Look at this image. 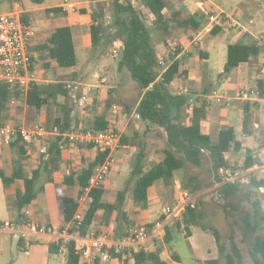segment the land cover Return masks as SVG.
<instances>
[{"label":"trees","instance_id":"1","mask_svg":"<svg viewBox=\"0 0 264 264\" xmlns=\"http://www.w3.org/2000/svg\"><path fill=\"white\" fill-rule=\"evenodd\" d=\"M14 0H10L12 2ZM34 4H43L45 0H31ZM97 4L92 9H76L79 14L90 15L89 35L90 46L96 48L105 45L109 40H115L122 44L119 51L118 69L128 71L131 79L143 90L141 98L137 101L136 112L142 121L148 122L161 128L165 134V148L159 153L158 161L146 167V151L132 137L121 135V146L135 145L138 147L134 159L132 160L129 176L123 187L116 191L113 202L104 199V187H94L87 193L82 205L79 207L82 220L81 225L76 229L79 234L86 235L92 231L98 232L94 224L107 223L113 213L120 216L125 229L120 239L127 234L132 227L126 217L125 207L128 200L135 206L141 208L146 206L147 192L155 182L161 181L168 187L173 181L176 171L184 169L187 165L199 167L202 159L206 155L209 159V172L213 175L216 187L212 189V201L219 208L225 217L226 223L230 227L226 246L221 239L220 231L217 227L207 222L206 204L200 198H195L194 206H187L180 218L165 225L162 239L151 238L150 247L147 250L139 248L127 258L124 264H169L161 258V253L166 245L173 240V235L177 233L188 237L193 228L208 231L214 237L215 243L220 253V259L208 260L207 264H264V236L259 233L251 239L247 254L248 262L245 261L243 253L235 241L234 227L241 230L240 242L245 244L250 240V236L264 230V210H262L258 198L260 188L264 190V176L250 174L247 176L245 188L242 183H222L218 173L219 168H239L247 169L251 167L257 158L252 149L246 148L243 162L240 166L230 164L225 158V154L230 150L237 151L241 148V142L237 139L236 131L232 126H222L217 130L215 139L200 131L198 115L199 110L193 108L194 114L189 125L181 122V109L187 101L183 95L174 94L170 91L169 85L176 81L181 75L179 73V61L173 55L166 58L167 67L162 70L158 63L152 33L145 24L146 16L143 11L152 16V24L156 31L162 36L170 35L174 29H181L186 33L200 30L205 21L200 14H182L181 11H174L166 16L163 10L167 7L166 0H92ZM106 1L109 5H106ZM95 4V5H96ZM104 10L109 13L108 18L112 20L114 33L110 38L106 36L104 23ZM46 13L54 15H66V11L61 6L47 7ZM23 22L29 23L28 17L21 15ZM229 27V26H227ZM231 28V27H229ZM220 28L215 26L210 35H215ZM247 41L245 38H247ZM45 51V57L54 61L56 65L63 69H72L77 64V57L72 38L71 27L67 24L56 26L48 35L44 44L39 47ZM262 53V46L254 40L248 33H244L243 39L227 44L226 60L223 71L220 74L228 75L243 63H252ZM33 61L31 57V62ZM262 84L257 79V89L259 95L262 94ZM110 98L105 99L104 114L96 116L84 127H79L72 122L70 113L74 108L73 102L69 100L68 87L61 82L49 84H32L27 92L22 94L17 88L7 85H0V126L4 125L8 119L11 99H23L27 106L35 112L41 108L52 104L59 107V115L50 119L47 128H56L60 134L76 130H108L117 131L109 121V106L111 103L117 104L121 110L128 114L132 111L133 105L119 100L109 93ZM62 98L64 102H58ZM203 106V105H202ZM200 106V109L202 108ZM253 116L249 104L243 106L240 133L249 136L253 132ZM45 146V152L40 153L38 165L31 170L29 175H25L21 166H18L20 158L25 157L26 144L13 139L8 148L15 152L17 158L11 175L6 176L0 171V179L4 186L10 185L14 180L23 181V189L16 191L14 202V216L18 225L23 226L26 222L22 209L30 204L42 189L41 183L51 181L52 173L60 169L63 160V151L71 145L67 137L61 135L49 136L40 140ZM74 144V143H73ZM80 150L94 149L95 155L83 164L79 172L73 173L71 170L62 178V185L76 186L78 188L75 197L65 194H58L57 202L60 209L62 223L72 220L78 208V199L88 186V180L94 169L99 166L105 156L106 151L95 148L91 144L75 143ZM245 202L249 205L244 209L241 205ZM173 202L169 203L172 205ZM163 215L159 217L162 219ZM3 223V222H2ZM1 225V223H0ZM149 232L153 227V222L147 223ZM20 247L18 240L16 250ZM63 250L65 253L64 264H85L83 257L76 253L72 242L65 244H48L49 254H58ZM112 257L116 258L112 253ZM98 259L94 260L98 264Z\"/></svg>","mask_w":264,"mask_h":264},{"label":"crops","instance_id":"2","mask_svg":"<svg viewBox=\"0 0 264 264\" xmlns=\"http://www.w3.org/2000/svg\"><path fill=\"white\" fill-rule=\"evenodd\" d=\"M166 1L167 7L163 10V13L166 16L170 15L174 11H181L182 14L190 15L200 14L198 0ZM211 1L214 3L215 8L217 7L226 12H231L227 11V9L223 7L222 0ZM61 5L62 4H60V6ZM106 5H109L108 1H106ZM94 6L95 5L92 4L91 1H87L81 4H76L74 7H78L77 9L83 8L90 10ZM62 8L64 10L66 9L65 7ZM232 12L235 16L239 17V14L236 11ZM90 21L89 14H79L74 11V13L69 15L67 22L63 23L71 27L75 54L76 48H79L81 51L91 49L89 35ZM219 28L220 30L215 35H210L212 31L209 33H203L201 32V29L191 33H186L181 29H174L170 35L162 36L159 34L161 37L159 36L158 40L155 38V33L154 36L152 35L154 49L157 59H162L165 64H167L166 58H168L169 55H173L174 59L179 61V73L181 72V75L176 79V81L169 85V89L172 93L183 95L187 98V101L181 109V122L184 125H189L194 114L196 115V113L200 112L198 115L200 116L199 127L201 133L209 135L212 139H215L217 130L220 127L232 126L236 131L237 139L241 142V148L245 145L246 148L253 150L254 148H252V146H255L253 143L260 144V142H263L264 140V136H262V133L264 132V108L261 104L246 101L249 104L250 111L253 116V134L249 136L242 135L240 133V128L243 106L246 102L238 101L234 99V97L239 89L253 84L255 77L257 76L260 57L258 56L257 59L252 61V63H243L239 65L228 75L221 76L220 74L223 71V66L226 60V51L224 55L222 54L221 56L217 53L215 55H211L210 49L212 47L214 48L216 43L226 44V49L228 43L242 40L244 33H248L252 38L255 35L242 25V22H238V26L236 27L237 29H232V27L229 28L225 25ZM33 29L34 36L30 41L29 51L33 59L32 69L36 76L35 84L61 82L66 87L68 84H71V86L77 84L79 85L80 95L81 92H88L90 96L89 100L85 103V105L88 104L89 107L73 103L74 108L70 113V118L74 124L79 127H84L92 118L102 116L104 114L105 108L103 103L105 100L102 101V99H99L98 97L103 93L105 95L112 93L114 97L124 101L125 97L122 92L116 94L113 90V87L116 86L113 78L114 68L109 64L100 63V59H102V57H99V59L97 56H93L94 54L85 52L87 57L84 64L80 65L77 59V64L74 68H60L54 61L45 57V51L39 48L40 45L45 43L48 36H46L43 41L41 34L34 27ZM247 39L248 37L245 38L246 41ZM101 46L103 47V44L96 48ZM94 61L97 62L96 66L99 67L100 72L95 71L94 67L90 66ZM92 65L94 66V64ZM55 67H58L61 72L55 70ZM103 68L108 74H104L102 71ZM51 69L53 73L52 76H49V74H47V70L49 71ZM109 71H112V73H109ZM117 73L120 74L121 70L117 69ZM213 73H215V76H213ZM57 74L61 77H58ZM102 79H104V81ZM141 91L143 93V90ZM213 91L219 92L228 98L229 105L225 106L224 104H219L213 100L211 98ZM69 92L68 88V95ZM141 95L134 99L132 103H128L129 105L135 104L130 113L125 114L121 110V107H117V109L113 111L111 106V112L110 108L108 109V118L112 126L120 133V135L134 138V140H136V142L145 149L146 167H150L158 161L159 153L165 148V134L161 128L134 117V114L136 113L137 101L141 98ZM59 101L64 102L62 98H59L58 102ZM15 102H18L17 104H19V106L11 109L12 111L8 115V119L6 121L7 123L16 125L24 124L26 126L39 123L47 131L52 130L51 128H47L45 125L48 124L51 118L59 115V107L57 104L54 103L49 105V107L45 106L41 108L39 112H35L31 107L26 105L23 99H18L17 101L15 100ZM200 106H202L201 109ZM193 108H197L195 110L199 111L193 113ZM237 133H239V135ZM257 135L260 136L258 137ZM255 136L258 139L256 142L253 140ZM44 148L45 146L41 144V141H36L26 146L25 157L20 158L18 161V166L22 167V173L29 175L31 170L37 167L39 154L44 153ZM137 149L138 147L135 145H123L115 153L114 165L110 169V172L106 175L103 182L105 190L104 199L107 202H113L116 193L112 188L105 189L107 180L119 174L120 168L123 165H131ZM62 155L63 160L60 164V169L52 173L51 181L41 183L42 189L38 193L37 197L22 209L26 220L30 219L39 226H50L54 229L61 227L63 223L60 216L57 196L58 194H65L75 197L78 192V188L76 186L62 185V178L69 172V170L73 173L79 172L83 164L94 157L95 150H80L75 146V144L71 143V145L63 151ZM16 158L17 156L15 152L10 150L7 145L0 141V171L4 175L9 176L12 174ZM225 158L227 159L226 155ZM185 169L186 167L175 172L170 186L166 187L161 181H157L149 187L145 207L141 208L139 206H135L130 200L127 201L125 213L132 227L146 225L147 223L158 220V218L162 215V209L163 206L166 205V201H174L176 197V187L179 185L187 189L188 186L186 187L185 182H183L184 178H182L186 171ZM108 185L111 186L110 184ZM22 189L23 181L21 179L14 180L8 186H2V196L0 198L1 224L4 221L18 224L16 223L14 216V202L16 191ZM260 191L263 192V188H260ZM192 197L195 199L197 198V195H193ZM25 211H28V214H25ZM94 228L98 231H107L111 233L112 237L117 239L121 237L125 226L121 222L120 216L113 213L107 223L97 222L94 224ZM198 231L202 232L197 228H193L191 235L185 237L189 246L187 254L188 257L194 261L193 264H207L206 261L213 260L215 257L208 258L207 255H200L199 244L195 241ZM0 232L7 233L13 239L14 233L10 232L8 229L0 230ZM205 235L206 234H204V236ZM208 237L210 243L213 242V247L215 245L214 237L211 235ZM159 239H162V237H159ZM50 240L51 238L48 235L34 236L31 238L29 251L26 248L28 254H24L23 252V254L28 257L29 261L27 264H49L50 255H58L60 253L64 255L61 264L65 263V253L63 250H61L58 254L48 253V244L51 242ZM170 244L164 247V250L160 255L161 258L169 264H189L182 261L178 253L171 251ZM19 249L23 251L21 244ZM85 264L95 263L94 261L85 260ZM98 264H119V262L117 258L112 257L108 262L102 263L98 261Z\"/></svg>","mask_w":264,"mask_h":264},{"label":"built area","instance_id":"3","mask_svg":"<svg viewBox=\"0 0 264 264\" xmlns=\"http://www.w3.org/2000/svg\"><path fill=\"white\" fill-rule=\"evenodd\" d=\"M136 2V0H132ZM92 4H96L91 1ZM199 11L204 16V25L201 32L209 33L215 26L237 27L238 22L231 13L220 8H215L211 0H198ZM73 7L70 3H62L61 7ZM34 36V29L28 23L23 22L21 12L9 10L0 13V85H7L17 88L25 95L29 87L35 83L36 76L32 69L31 53L29 44ZM262 46V53L258 64L257 76L252 85L239 89L234 99L241 102H252L261 104L264 108V33L259 36H253ZM122 48V44L116 45L112 49V55L118 56V51ZM159 65L163 71L167 64L158 59ZM257 79L261 81L262 90L259 95L257 89ZM104 81V79H102ZM69 98L73 103L83 105L89 100L87 92L79 94V85L71 86L68 84ZM211 98L219 104L229 105V99L223 94L213 91ZM10 103L15 104V100L11 99ZM117 109L116 104L112 105V110ZM136 119H140L138 113L134 114ZM67 137L71 143L91 144L95 148L106 151L103 162L97 166L88 180V186L84 193L78 199V208L74 213L72 220L63 223L60 228L39 226L34 221L27 219L23 226L4 221L0 225V230L8 229L10 232L19 233L20 244L24 254H28L26 248L30 246L31 238L34 236L48 235L51 242L55 244H65L72 242L76 253L80 254L86 261H94L98 259L102 263L108 262L115 254L119 264H124L126 259L132 256V253L142 248L147 250L151 238H161L164 234L165 225L176 221L180 218L187 206H194V198L189 191L185 189H177L176 197L172 205L167 204L162 209L163 218L153 222V227L149 232L147 225L131 227L125 236L120 239L112 237L107 231L90 232L81 235L76 230L81 225L82 214L79 207L85 199L91 188L103 186L106 175L115 162V153L121 147V135L118 131L108 130H76L60 134L56 128L47 131L41 124L35 123L29 126L24 124L5 123L0 126V141L9 145V143L18 138L23 144H31L40 141L47 136ZM45 152V148L43 149ZM260 172L264 176V157L255 162L247 169L221 167L218 173L222 183H242L247 176ZM28 214V211H25Z\"/></svg>","mask_w":264,"mask_h":264},{"label":"rangeland","instance_id":"4","mask_svg":"<svg viewBox=\"0 0 264 264\" xmlns=\"http://www.w3.org/2000/svg\"><path fill=\"white\" fill-rule=\"evenodd\" d=\"M87 1L90 2L92 0H45L43 4H34L31 0H14L12 2H10V0H0V13L9 10H16V11H20L21 15L25 14L28 17L29 23L32 26V28L34 27L41 34V37L43 38L44 41L46 36H48L49 33L57 25H61L67 22L69 15L74 13V11L78 8V7H74L76 6V4H81ZM222 1H223V7L227 9V11H231L228 13H231L237 22H242V25H244L247 29L253 32V35L259 36L264 32V0H222ZM64 2L74 4L72 5L73 7L65 6L67 15H63V14L54 15L51 13H46L44 11V9L47 7L60 6V4ZM97 4L95 6H97ZM232 11H236L239 14V17L235 16V14ZM103 12L104 14L107 13L104 15L105 17L104 23L106 28V36L110 38L114 33V29L112 27V20L108 18L109 13L107 10H104ZM143 13L146 16L145 24L149 27L150 32L152 33L153 36L156 33L155 38H157L158 40L160 36L159 34L161 33L156 31L155 28L153 27L152 16L145 11H143ZM232 29H237V28L232 27ZM117 44L118 45L120 44V42L117 40L113 42H110L108 40L106 44L103 45V47L101 46L96 49L91 48L90 50L87 49L85 51L84 50L81 51L79 48H76V57L80 65L86 62L87 55H85V52L92 53L94 54L93 56H97V58L102 57V59L99 58L101 61L100 63L109 64L114 68L113 78H114V84L116 86L113 87V90L115 91L116 94L122 92V94L125 97L124 101L130 104L133 102L134 99L138 98V96L142 94V91L137 86V84L131 79L127 70L122 69L120 74L117 73L119 56L116 58L113 57L111 54L112 49H114ZM225 45L226 44L224 43H216L214 45V48L212 47L211 48L212 50L210 49L211 55H215L216 53L219 54L220 56L222 54L224 55L226 51ZM118 55H119V51H118ZM96 63H97L96 61L92 62L94 66L92 64L90 66L94 67L95 71L100 72V69L99 67L96 66L97 65ZM55 70L61 72V70L58 67H55ZM102 71L104 72V74H108L104 68L102 69ZM52 73H53L52 69L49 71L47 70V74H49V76H52ZM109 73H112V71H109ZM213 76H215V73H213ZM58 77L61 76L58 75ZM98 97L99 99H102V101H104L105 98H110L109 94L105 95L104 93ZM17 103L15 102V104L13 105L9 103V107H10L9 110L13 108H17L19 106V104ZM112 105L113 103H111V105L109 106L110 112ZM85 106L89 107L88 104H86ZM116 106L119 107L117 104ZM237 134L239 135V133ZM262 136H264V132L262 133ZM253 140L255 142L258 141L256 136L253 138ZM253 144H255V146L254 145L252 146V148H254L253 151L255 153L257 160L259 161L264 157V140L263 142H260V144H256V143ZM245 148L246 146L244 145L242 148H240L237 151L230 150L228 153H226L225 155L227 156L228 162H230V164L240 166L245 156ZM209 165H210L209 159L206 155L203 157L202 164L199 167L196 168V167H192L191 165H187L185 169L186 171L183 174L182 178H184L183 182H185L186 187L187 186L188 187L186 189L185 187L178 185V187H176L175 190H177L178 188L185 189L189 191L191 196L197 195V198H200L205 202L206 214L209 217L207 222L218 228L221 234V239L222 241H224L225 245L227 246L228 245L227 237L230 232V227L226 223L223 212L219 208H217L214 202L212 201V196H213L212 189L215 188V183H214L213 175L209 172ZM130 169H131V165L129 164H127L126 166L123 165L120 168L119 174L107 180L105 189L112 188L114 192L121 189L129 176ZM254 174H256L259 177L263 176V174L260 172ZM247 181H248L247 179L245 181H242V188H245ZM108 184H110L111 186H109ZM2 186L3 185L0 181V198L2 196ZM258 198L260 200L262 210H264V190L263 192L259 190ZM169 203H171V201L169 200L166 201V205ZM241 206L244 209H248L249 207V205L245 202H242ZM202 232L198 231L197 232L198 235L195 238V241L199 244L200 255L201 254L207 255L208 258L215 257L216 260L217 259L219 260L220 253L218 251V247L216 243L212 247L213 242L210 243V240L208 239L209 238L208 236L210 235L212 236V234L208 231H202ZM182 233L176 232L173 235V240L170 244L171 251H175L176 253H178L182 261L189 264H193L194 261L188 257L187 253L189 251V246L186 242L185 236H183ZM258 233L264 236V230L255 232L250 236V240L247 243L243 244L240 242L241 230L238 227H234L235 241L239 245L246 262H248L249 260L247 254L249 243L251 242V239H253L254 236ZM204 234L206 235L204 236ZM11 244H12V238L7 233L0 232V264H27L29 261L28 257L23 254V251L21 249H19V251L17 252L16 257L13 256L11 250ZM29 249L30 247L28 246L27 250L29 251ZM63 258L64 255L61 253L58 255H50L49 264H61Z\"/></svg>","mask_w":264,"mask_h":264},{"label":"water","instance_id":"5","mask_svg":"<svg viewBox=\"0 0 264 264\" xmlns=\"http://www.w3.org/2000/svg\"><path fill=\"white\" fill-rule=\"evenodd\" d=\"M19 237H20L19 233H17V232L14 233V236H13V239H12V244H11V250H12V253H13L14 257H16V254H17L16 247H17V243H18Z\"/></svg>","mask_w":264,"mask_h":264}]
</instances>
